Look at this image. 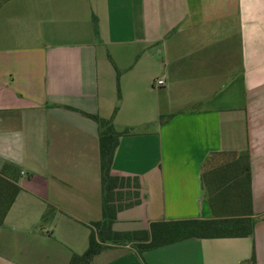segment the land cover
<instances>
[{
    "label": "crops",
    "instance_id": "obj_1",
    "mask_svg": "<svg viewBox=\"0 0 264 264\" xmlns=\"http://www.w3.org/2000/svg\"><path fill=\"white\" fill-rule=\"evenodd\" d=\"M86 114L120 134L112 230L253 221L247 236L140 253L111 244L90 264H264V0H4L0 171L11 165L19 191L0 227V264H64L63 249L86 248L103 197L98 126ZM245 152L249 202L230 162H215Z\"/></svg>",
    "mask_w": 264,
    "mask_h": 264
},
{
    "label": "trees",
    "instance_id": "obj_2",
    "mask_svg": "<svg viewBox=\"0 0 264 264\" xmlns=\"http://www.w3.org/2000/svg\"><path fill=\"white\" fill-rule=\"evenodd\" d=\"M3 1L0 0V5ZM86 115L94 119L98 126L103 184L102 214L99 220L91 222L89 226L90 233L87 248L82 254L73 255L69 264H90L96 254L111 244L124 245L129 243L140 253L150 248L160 247L188 238L240 237L252 233L253 221L247 217L157 221L151 222L148 230L134 232L112 230V223L116 219V211L119 206H116L111 199L114 183L113 177L109 174V169L120 134L114 131L111 119H102L92 114ZM214 155H217V153H211L206 158L204 167L213 161ZM225 155L230 165L224 168L232 169L239 173L237 181L240 183L241 188L243 187L241 194L249 202L250 170L248 153H227ZM7 168H11V165L6 164L0 171V227L3 226L5 215L19 191L18 185L15 184L16 178L5 174Z\"/></svg>",
    "mask_w": 264,
    "mask_h": 264
},
{
    "label": "rangeland",
    "instance_id": "obj_3",
    "mask_svg": "<svg viewBox=\"0 0 264 264\" xmlns=\"http://www.w3.org/2000/svg\"><path fill=\"white\" fill-rule=\"evenodd\" d=\"M230 85L231 86L226 91V93H229L231 91V98H230V100L232 102H234L236 104V106H237L238 96H237L236 93H238V91H237L236 87L234 88V84L230 83ZM234 90L236 91V93H235ZM233 93H235V94L233 95ZM158 97L161 98V94H159V95L157 93L149 94V99L151 100V103H154L157 100ZM236 124H237V122H236ZM220 159L223 160V161H225L226 160V157H224V156H223V158L221 156H220V158H217L216 157L215 162L218 161V160H220ZM44 232H46V231H44ZM89 233H90V230L86 233L87 236H89ZM48 235H51L52 236L51 239H50V241H52V242L55 243L56 242L55 241L56 236L53 235V234H48ZM9 236H12V235H9ZM76 236H77V232H76ZM86 244L88 245V240L87 239H86ZM56 246H60V245H56ZM84 247L85 246H81V247L77 246V248L75 250L72 249V248H65V249H63V252H65V262H64V264H69V262H70V260H71V258H72L73 255H80V254H82L85 251V249L87 248V246H86V248H84ZM3 251L5 253H9V251L7 250L6 247L3 248ZM52 259H54V258L52 257ZM52 264H59V262L58 261L57 262H53Z\"/></svg>",
    "mask_w": 264,
    "mask_h": 264
},
{
    "label": "built area",
    "instance_id": "obj_4",
    "mask_svg": "<svg viewBox=\"0 0 264 264\" xmlns=\"http://www.w3.org/2000/svg\"><path fill=\"white\" fill-rule=\"evenodd\" d=\"M164 79L163 78H159V79H157V80H155V85L156 86H162V85H164Z\"/></svg>",
    "mask_w": 264,
    "mask_h": 264
}]
</instances>
